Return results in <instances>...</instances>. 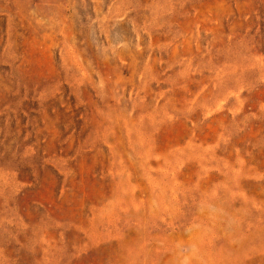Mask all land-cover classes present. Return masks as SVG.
I'll list each match as a JSON object with an SVG mask.
<instances>
[{"label": "rangeland", "instance_id": "1", "mask_svg": "<svg viewBox=\"0 0 264 264\" xmlns=\"http://www.w3.org/2000/svg\"><path fill=\"white\" fill-rule=\"evenodd\" d=\"M215 201L264 264V0H0V264L188 254Z\"/></svg>", "mask_w": 264, "mask_h": 264}, {"label": "bare ground", "instance_id": "2", "mask_svg": "<svg viewBox=\"0 0 264 264\" xmlns=\"http://www.w3.org/2000/svg\"><path fill=\"white\" fill-rule=\"evenodd\" d=\"M224 199H222V200H224ZM226 201L228 202V200H226ZM164 204H165L164 198H162L161 200H159L158 198H152L150 200L149 205L151 208H153V210H152L153 215L156 216L157 214H159L160 209H161L162 205H164ZM224 207H225L224 202L215 201L213 203V209H211V208L208 210L203 209V211L205 210V212L207 214L209 213L211 216L210 219L212 220V222L210 223L209 227L204 226V228H197V226L196 227L190 226L191 225L190 224L189 227L180 231V232H182V234H184V236H187V238H188V241L186 242V244L189 245V248H190V251L188 250L189 253L186 252L188 254L183 253V247L181 244H178L177 240H176V242H177L176 244H175V242H171L169 240L172 235L168 239V237H167L168 233H167V235H163L165 237H162V238H156L155 237L152 239V238L147 236L148 235L147 233L142 232V234L139 235L140 251L138 252V254H140L141 252H143V253H142V256L140 259L135 260L134 264H243V261H241L244 258L243 254H242V256H243V258H242L240 256L241 253H239L238 257L239 258L241 257V260H240V259H238V257L236 255H233V253L231 252L229 247L232 244L233 245H240V246H242V250H244L242 252L248 253V255H249V253H251L249 251H252V249H249L244 245L248 243V242L246 243V239L248 237H250V235H249L250 233L249 234L246 233V231H247L246 228H245L246 231L243 229V227H242L243 224H241L242 222L241 223L237 222L241 219V215L239 213H240V211L242 212V210H240L239 213L237 211V214L240 216L238 218H240V219L237 220V219H235L236 217L234 218V221L236 220L237 224H236V222L234 223L235 225L232 224V226H231V224H230V228H229L228 227L229 225L227 226L226 224L229 223V220L233 217L229 216V217H231V218H229L228 216L225 215L224 211H221V209L224 210ZM233 208H235V206H232V208H231L232 210L228 209V210H225V212L227 211L226 213H229L230 215L233 213L235 214L236 211H234ZM162 211H164V210H162ZM207 214H205V216ZM207 216L209 217V215H207ZM242 219L245 220L244 217H242ZM243 222L245 223V221H243ZM196 225H198V223ZM162 229H163V227H162ZM175 229H176V227H175ZM170 231H172V230H170ZM177 231H176V233H177ZM222 232H223L224 236L220 237ZM179 235H177V236H179ZM176 237H175V239H176ZM228 244H231V245H228ZM134 254H133V256H134ZM137 256H139V255H137ZM128 261H130V260L128 259ZM131 264H132V262H131ZM244 264H245V262H244Z\"/></svg>", "mask_w": 264, "mask_h": 264}]
</instances>
